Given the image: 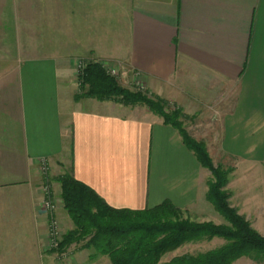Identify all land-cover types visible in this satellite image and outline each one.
Returning <instances> with one entry per match:
<instances>
[{"label": "crops", "instance_id": "obj_1", "mask_svg": "<svg viewBox=\"0 0 264 264\" xmlns=\"http://www.w3.org/2000/svg\"><path fill=\"white\" fill-rule=\"evenodd\" d=\"M79 63L207 114L224 155L264 167V0H0V264H112L77 243L50 252L44 159L64 234L69 168L117 210L206 202L179 130L146 107L78 100Z\"/></svg>", "mask_w": 264, "mask_h": 264}, {"label": "trees", "instance_id": "obj_2", "mask_svg": "<svg viewBox=\"0 0 264 264\" xmlns=\"http://www.w3.org/2000/svg\"><path fill=\"white\" fill-rule=\"evenodd\" d=\"M82 72V94L77 95L78 100L87 98L101 102L116 101L124 106L144 105L162 117L166 125L179 130L200 164L213 174L216 181L210 184L208 200L227 225L185 220L184 211L169 202L144 211L114 209L70 172L57 180L74 230L63 236L57 252L63 253L71 245L87 240L83 249L96 251L91 258L107 256L112 264H159L165 254L187 243L221 239L227 244L219 249L198 256L177 257L169 264H233L240 257L264 253V237L228 202L224 192L226 173L215 168L205 146L181 128L178 123L180 112L168 111L169 103L163 99H153L140 91L123 87L102 64H85Z\"/></svg>", "mask_w": 264, "mask_h": 264}, {"label": "rangeland", "instance_id": "obj_3", "mask_svg": "<svg viewBox=\"0 0 264 264\" xmlns=\"http://www.w3.org/2000/svg\"><path fill=\"white\" fill-rule=\"evenodd\" d=\"M83 74L81 71H77V81H78V95L82 94L80 77ZM108 74L116 78L120 85L123 87L126 86L121 83L122 73L116 71L115 74L108 72ZM133 86V91H140L141 93L150 96L145 90L142 89V86L135 85ZM119 104L116 101H106ZM169 103V102H168ZM121 105V104H120ZM127 107H146L144 105H135ZM148 108V107H146ZM149 109V108H148ZM168 111H177L180 112L178 123L182 129H184L188 135L197 141L202 143L215 168L222 170L226 173L227 184L224 187V192L228 196V202L232 208L237 210L239 215L243 216L247 222L250 223L252 228L256 230L261 236L264 237V167L258 168H242L238 166L237 162L233 158L224 155L220 151V141L219 137L215 136L217 133V124L212 122L211 119L207 118V114H202L201 116H192L186 114L183 108L172 106L169 103ZM71 168L67 169L65 174H69ZM207 174V196L206 202L200 204L199 206L184 211L183 219L189 220L195 223H213L216 225H227L226 220L217 212L214 204L208 200V194L210 190V184L215 182L213 174L206 169ZM63 176V175H62ZM60 203L58 202V208ZM61 225V222H60ZM62 228V225H61ZM66 235L62 232V238ZM62 241V239H61ZM87 241V240H86ZM86 241H81L77 243L80 247H84ZM227 244L226 241L221 239H214L212 241L199 240L193 241L185 244L179 249L165 254L161 259L159 264H169L177 257H182L185 255L198 256L201 254H206L210 251L219 249ZM87 250V249H86ZM54 251L50 248V252ZM92 253L91 256L96 254V251L93 249H88ZM89 252V253H90ZM61 255V253H60ZM99 257V256H97ZM107 257V256H100ZM109 258V257H108ZM110 259V258H109ZM111 260V259H110ZM233 264H264V253L253 254L251 256H243L238 258L233 262Z\"/></svg>", "mask_w": 264, "mask_h": 264}, {"label": "built area", "instance_id": "obj_4", "mask_svg": "<svg viewBox=\"0 0 264 264\" xmlns=\"http://www.w3.org/2000/svg\"><path fill=\"white\" fill-rule=\"evenodd\" d=\"M84 67H85L84 64L79 63L78 70L82 72L84 70ZM108 72H112L113 74L116 73V71H108ZM40 169H41V173L45 178V182L43 185V190L45 193V201L43 203V206L50 217V229H49L50 248H52L53 250H57L59 248V244L62 239V228L60 225V221L57 217L58 201L53 193V188L49 177L50 169H49L48 160L44 159L41 161Z\"/></svg>", "mask_w": 264, "mask_h": 264}]
</instances>
